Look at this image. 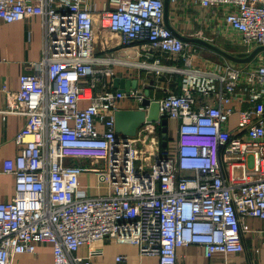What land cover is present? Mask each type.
I'll return each instance as SVG.
<instances>
[{"label":"built area","instance_id":"2783aa9c","mask_svg":"<svg viewBox=\"0 0 264 264\" xmlns=\"http://www.w3.org/2000/svg\"><path fill=\"white\" fill-rule=\"evenodd\" d=\"M169 1L223 8L221 23L240 35L246 52L264 46V0ZM34 16L44 30L42 58L20 76L18 90H4L0 111L25 117L14 138L21 151L3 161L15 194L0 202V264L40 244L53 245L52 264H92L102 250L91 246L81 256L80 248L107 240L137 246L159 264H177V250L189 245H201L209 258L241 252L244 218L264 221L263 52L243 68L203 60L200 47L166 25L164 0H118L102 27L125 46L148 48L153 60L133 63L139 68L183 78L179 93L155 100L138 86L114 88L117 59L94 51L87 0H0L4 22ZM163 56L172 63L162 64ZM246 92L254 107L237 110ZM145 98L177 122L173 145L163 146L159 121L144 122L134 137L116 134L119 103L148 111ZM85 174L107 192L88 194Z\"/></svg>","mask_w":264,"mask_h":264},{"label":"crops","instance_id":"0c3cea01","mask_svg":"<svg viewBox=\"0 0 264 264\" xmlns=\"http://www.w3.org/2000/svg\"><path fill=\"white\" fill-rule=\"evenodd\" d=\"M117 1L87 0L88 9L94 15V51L97 54L108 51L117 59V64L113 65L115 74L113 81L115 78L137 80L138 88L155 100H160L168 91L179 93L183 82L182 76L168 71L157 75L154 71L139 68L133 63L153 60L148 57V48L143 44L125 46L118 34L102 27L103 14L114 10ZM224 14L223 8L202 9L190 1L176 4L169 1L168 25L178 35L201 37L213 42V40L226 39L224 36L226 28L221 23ZM43 31L42 20L38 16L12 23L0 20V111L6 110L4 90H18L20 76L30 70L31 64L41 60ZM200 51L203 60H222L215 58L214 52L210 50L200 47ZM230 52L240 51L231 50ZM128 61L132 64L127 65ZM161 62L162 64L172 63L165 56L162 57ZM173 63L180 64V62ZM240 90L242 91V88ZM238 98L244 100L243 102H234L237 110L254 107L248 101V92L241 94ZM119 107L130 109L133 108V103L123 100L119 103ZM237 116L235 114L232 117L231 128L237 124ZM24 124V116L0 112V202L11 200L15 194L14 176L3 172V161L14 159L20 153L22 145L18 144L14 138ZM168 133L173 139L176 137L177 122L175 120L168 122ZM82 184L90 195L107 192V187L97 184L91 174H85L82 177ZM240 232L243 245L241 252L227 254L219 252L209 258L205 255V250L201 245H189L177 250V264H264V246L262 245L264 221L246 217ZM52 246L51 244H40L35 253L17 254L12 264H52ZM91 246L102 250L101 255L92 257V264H159L157 257L140 256L137 246L121 244L112 240L96 242L89 246L84 245L80 248L79 255L88 256ZM257 249H259L258 253L255 251ZM118 256H125L126 260L123 263H118Z\"/></svg>","mask_w":264,"mask_h":264},{"label":"water","instance_id":"95a60500","mask_svg":"<svg viewBox=\"0 0 264 264\" xmlns=\"http://www.w3.org/2000/svg\"><path fill=\"white\" fill-rule=\"evenodd\" d=\"M165 22L168 25L169 16V0H165ZM171 29V28H170ZM172 30V29H171ZM172 32L185 43L196 45L201 48L210 50L221 57H223L232 67L243 68L248 63L252 62L257 55L264 51V46H259L249 52H230L216 44L201 38V37H188L181 35L172 30ZM114 88L121 91H129L131 88H136L138 81L127 78H115ZM144 105H148V111L136 109H120L115 112V132L117 135L134 137L137 134L139 127L146 121L148 122H161V132L163 135V146H167L168 135V121L161 118L160 104L158 101H151L145 98Z\"/></svg>","mask_w":264,"mask_h":264},{"label":"rangeland","instance_id":"374dc122","mask_svg":"<svg viewBox=\"0 0 264 264\" xmlns=\"http://www.w3.org/2000/svg\"><path fill=\"white\" fill-rule=\"evenodd\" d=\"M224 36L226 39H219V40H213L212 43L216 44L219 47H222L225 50H235V51H240V52H245L243 50H247V46H244L241 42L240 35L236 32H225ZM211 42V41H210ZM264 55V51L262 53ZM215 58H220L223 60V57L220 55L214 53L213 54ZM249 64V63H248Z\"/></svg>","mask_w":264,"mask_h":264},{"label":"trees","instance_id":"16d2710c","mask_svg":"<svg viewBox=\"0 0 264 264\" xmlns=\"http://www.w3.org/2000/svg\"><path fill=\"white\" fill-rule=\"evenodd\" d=\"M167 142L168 144L167 145H173L174 144V139L170 136V134L168 133L167 135Z\"/></svg>","mask_w":264,"mask_h":264}]
</instances>
